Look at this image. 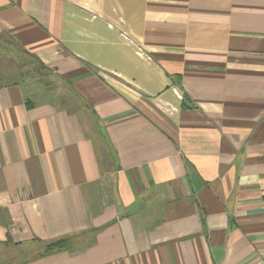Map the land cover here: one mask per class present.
I'll return each mask as SVG.
<instances>
[{
    "label": "crops",
    "instance_id": "crops-1",
    "mask_svg": "<svg viewBox=\"0 0 264 264\" xmlns=\"http://www.w3.org/2000/svg\"><path fill=\"white\" fill-rule=\"evenodd\" d=\"M0 35V264H264V0H0Z\"/></svg>",
    "mask_w": 264,
    "mask_h": 264
},
{
    "label": "trees",
    "instance_id": "trees-1",
    "mask_svg": "<svg viewBox=\"0 0 264 264\" xmlns=\"http://www.w3.org/2000/svg\"><path fill=\"white\" fill-rule=\"evenodd\" d=\"M1 36V35H0ZM2 40H3V37H2ZM9 41V40H8ZM7 43L8 44H11V42L9 41ZM3 44V42H2ZM6 44V45H8ZM3 47V46H2ZM6 48V46H5ZM43 66H41V70L43 71ZM46 68H45V72H46ZM26 103H29V100L27 99V102ZM65 239L61 238V239H56V240H51L49 242H45L44 245H43V248H44V252H50V251H53L54 249H59L63 246V243H64Z\"/></svg>",
    "mask_w": 264,
    "mask_h": 264
},
{
    "label": "rangeland",
    "instance_id": "rangeland-1",
    "mask_svg": "<svg viewBox=\"0 0 264 264\" xmlns=\"http://www.w3.org/2000/svg\"><path fill=\"white\" fill-rule=\"evenodd\" d=\"M0 38H2V37L0 36ZM12 60H13V58H9V59H1L0 62H1L2 65H7L8 68H10V67H12L13 65L15 66V64L13 63V62H15V61H12Z\"/></svg>",
    "mask_w": 264,
    "mask_h": 264
}]
</instances>
